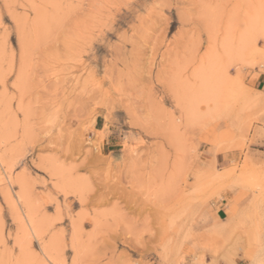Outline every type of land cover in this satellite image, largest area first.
Returning a JSON list of instances; mask_svg holds the SVG:
<instances>
[{
    "label": "rangeland",
    "instance_id": "rangeland-1",
    "mask_svg": "<svg viewBox=\"0 0 264 264\" xmlns=\"http://www.w3.org/2000/svg\"><path fill=\"white\" fill-rule=\"evenodd\" d=\"M263 69L264 0H0V264H264Z\"/></svg>",
    "mask_w": 264,
    "mask_h": 264
},
{
    "label": "crops",
    "instance_id": "crops-1",
    "mask_svg": "<svg viewBox=\"0 0 264 264\" xmlns=\"http://www.w3.org/2000/svg\"><path fill=\"white\" fill-rule=\"evenodd\" d=\"M252 85L257 91L262 92L264 97V69L257 72V76L252 80Z\"/></svg>",
    "mask_w": 264,
    "mask_h": 264
},
{
    "label": "bare ground",
    "instance_id": "bare-ground-1",
    "mask_svg": "<svg viewBox=\"0 0 264 264\" xmlns=\"http://www.w3.org/2000/svg\"><path fill=\"white\" fill-rule=\"evenodd\" d=\"M26 226V225H25Z\"/></svg>",
    "mask_w": 264,
    "mask_h": 264
}]
</instances>
